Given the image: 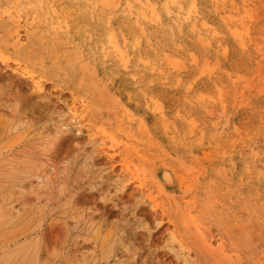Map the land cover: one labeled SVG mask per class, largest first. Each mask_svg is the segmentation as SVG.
<instances>
[{
  "label": "rangeland",
  "instance_id": "1",
  "mask_svg": "<svg viewBox=\"0 0 264 264\" xmlns=\"http://www.w3.org/2000/svg\"><path fill=\"white\" fill-rule=\"evenodd\" d=\"M32 1L0 0V264H264V0Z\"/></svg>",
  "mask_w": 264,
  "mask_h": 264
},
{
  "label": "bare ground",
  "instance_id": "2",
  "mask_svg": "<svg viewBox=\"0 0 264 264\" xmlns=\"http://www.w3.org/2000/svg\"><path fill=\"white\" fill-rule=\"evenodd\" d=\"M46 1V0H45ZM102 0H100L99 2H101ZM111 1V0H110ZM136 1H138V0H136ZM146 1V0H145ZM217 1V0H216ZM221 1H223V0H221ZM47 2V1H46ZM74 2V1H73ZM89 2V1H88ZM98 2V3H99ZM103 2V1H102ZM118 2V1H117ZM116 2V3H117ZM147 2V1H146ZM182 2V1H181ZM51 1L49 2V3H45L43 0H33L32 2H31V8L32 9H36L37 7H38V4L39 5H41V7L42 6H45V7H47V8H49L50 9V6H51ZM111 3H113L112 1H111ZM129 4L130 5V3H128V1H125V4ZM135 3V2H134ZM148 3V2H147ZM244 3V2H243ZM58 4V3H57ZM101 4H103V3H101ZM142 4V3H141ZM151 4V3H150ZM163 4V3H162ZM165 4V3H164ZM8 5V4H7ZM129 5L127 6V7H129ZM171 5V4H170ZM177 5V4H176ZM28 6V5H27ZM104 6V5H103ZM106 6V5H105ZM116 6V5H115ZM114 6V7H115ZM119 6V5H118ZM142 6H144V5H142ZM167 6V5H166ZM10 7V6H9ZM95 7V6H94ZM125 7V6H124ZM178 7V6H177ZM181 7V6H180ZM215 7H216V5H215ZM11 8V7H10ZM96 8V7H95ZM144 8V7H143ZM148 8H150V11L152 12V14H153V18H154V20L156 19V21H158V14H157V12H156V10H155V7L154 6H148ZM182 8V7H181ZM180 8V9H181ZM245 8V7H244ZM4 9V8H3ZM52 9H54V7L52 8ZM128 9H130V8H128ZM46 10V9H45ZM134 10V9H133ZM42 11V10H41ZM92 11V10H91ZM142 11V10H141ZM179 11V10H178ZM196 11V9H195V6H194V4H193V2L191 1L190 2V0H189V7L187 8V10H185V12H186V14H190L191 12H195ZM3 11L1 10V13H2ZM22 12V11H21ZM37 12V11H36ZM150 12V13H151ZM180 12V11H179ZM4 13V12H3ZM20 13V12H19ZM128 13H130V12H128ZM166 13V12H165ZM245 13H247V12H245ZM5 14H6V17L7 18H9V17H12L13 15V12L12 11H10V10H6L5 11ZM4 14V15H5ZM98 14V13H97ZM131 14V13H130ZM132 15V14H131ZM140 15H142L143 17H144V13H142V12H140ZM151 15V14H150ZM177 15V14H176ZM245 15V14H244ZM48 16V15H47ZM116 16V15H115ZM166 16H169V15H166ZM178 16V15H177ZM188 16V15H187ZM230 16V15H229ZM248 16V15H247ZM3 17V16H2ZM107 17V16H106ZM108 17H111V16H108ZM142 17V18H143ZM182 18L184 17V16H181ZM236 17V16H235ZM238 17H240V16H238ZM151 18V17H150ZM228 18V17H227ZM230 18V17H229ZM228 18V19H229ZM233 17H231V19H232ZM32 21L34 22L36 19H38L35 15H32ZM184 20H185V17L183 18ZM241 19H243V18H241ZM58 20V19H57ZM176 20H177V18H176ZM20 15H18V14H16L15 16H14V23H16V26H15V29H14V42H12V48H17V46L21 43V39H22V37H21V35H20ZM46 21V20H45ZM44 21V22H45ZM59 21V20H58ZM64 21V20H63ZM171 21H173V20H171ZM180 21V20H179ZM223 21V20H222ZM240 21V20H239ZM244 21V20H243ZM28 23V19L27 18H25L24 19V23L26 24V26L23 28L24 29V32H25V35L28 37L29 35H30V28L33 26V24L34 23ZM151 22H153V24H154V21L152 20V21H150V23ZM175 22V21H174ZM108 23V22H107ZM160 23V22H159ZM202 23V22H201ZM237 23V22H236ZM43 24V23H42ZM65 24V23H64ZM136 24V23H135ZM156 24V23H155ZM154 24V25H155ZM194 24V23H193ZM107 25V24H106ZM180 25H181V23H180ZM202 25H203V23H202ZM201 25V26H202ZM225 25V24H224ZM242 25V24H241ZM244 25V24H243ZM46 26V25H45ZM51 26H53V25H51ZM108 26V25H107ZM204 26V25H203ZM202 26V27H203ZM137 27V26H136ZM194 27V26H193ZM201 27V28H202ZM208 27V26H207ZM65 28H66V26H65ZM139 28V27H138ZM195 28V27H194ZM53 30L55 29V28H52ZM66 29H68V28H66ZM142 30V28H139V30ZM227 29V28H226ZM52 30V31H53ZM65 30V29H64ZM140 30V31H141ZM177 30H178V28H177ZM239 30V29H238ZM61 31V30H60ZM63 31V30H62ZM179 31V30H178ZM198 31V30H197ZM9 32V31H8ZM142 32V31H141ZM180 32V31H179ZM192 32V31H191ZM207 32V31H206ZM245 32V31H244ZM33 33V32H32ZM31 33V34H32ZM86 33V32H85ZM240 33V32H239ZM34 34V33H33ZM117 34V33H116ZM142 34H143V32H142ZM213 34H215V32L213 33ZM212 34V35H213ZM235 34H237L236 32H235ZM232 35H234V33L232 32ZM245 35V34H244ZM22 36H24V35H22ZM143 36H144V34H143ZM239 36H240V34H239ZM121 37H122V34H121ZM203 37V36H202ZM173 38V37H172ZM212 38V37H211ZM198 39H200V37H198ZM239 39V38H238ZM128 40V39H127ZM135 40V39H134ZM201 40V39H200ZM136 42V40L134 41V43ZM147 42H149L148 40H147ZM146 42V43H147ZM201 42V41H200ZM204 42V41H203ZM5 43V42H4ZM137 43V46L139 45L138 44V42H136ZM205 43V42H204ZM123 44H125L124 42L121 44V45H123ZM177 44V43H176ZM241 44H243V43H241ZM102 46H101V49L103 50V53H110V52H112L113 54H115V55H117V57L120 59V62H121V64H123V66L124 67H122V68H124L125 69V65H127L128 64V55H127V52H126V50L125 49H123L119 44H118V42L115 40V38H114V34H113V30H107L106 31V34H105V38H104V40H103V42H102V44H101ZM130 45V44H129ZM238 45V44H237ZM151 46V45H150ZM239 46H242V45H239ZM177 47V46H176ZM179 47H180V45H179ZM241 49L243 48V47H240ZM100 51V50H99ZM1 52V51H0ZM164 53V52H163ZM190 54V53H189ZM4 55V54H3ZM0 56H1V54H0ZM165 56V55H164ZM190 56V55H189ZM4 57H5V55H4ZM192 57H194V55L192 56L191 55V58ZM1 58H3L2 56H1ZM166 58V57H165ZM4 59V58H3ZM148 59V58H147ZM193 59V58H192ZM191 59V60H192ZM5 60V59H4ZM166 60V65L168 66L169 65V67L170 66H174V69H176L175 67H178V65L179 66H182L183 68H184V65L182 64V65H180L181 64V62H179L180 60H176V59H174V60H171V58H168V56H167V58L165 59ZM0 61H2V60H0ZM12 61V60H11ZM142 60H140V62H141ZM151 61V60H150ZM193 61L194 62H192V61H189V62H192V63H196V58H194L193 59ZM6 62H7V64L8 65H10L11 63H9L8 62V60H6ZM146 62H148V61H144L143 63H146ZM12 63L13 64H15V66L18 68V69H20V70H22L21 68V66H23V64L19 61V60H13L12 61ZM152 63V62H151ZM202 63L204 64L205 63V61H202ZM138 64V63H137ZM147 64V63H146ZM14 66V65H13ZM203 65H201V67H202ZM16 67H15V69H16ZM203 67H205V64H204V66ZM207 67H209L208 66V64L206 65V69H207V72H208V70H210V69H208ZM14 68V67H13ZM24 68V67H23ZM155 68V67H154ZM178 68H181V67H178ZM177 68V69H178ZM84 69V68H83ZM182 69V68H181ZM181 69H179V70H181ZM201 69H203V68H200L199 69V71L201 70ZM213 69V68H212ZM212 69L210 70V71H212ZM172 70V69H171ZM14 71V70H13ZM92 71V70H91ZM149 71H151V70H149ZM158 71H160V70H157V72ZM17 72V71H16ZM153 72V71H152ZM179 72V71H178ZM200 72H202L203 73V71H200ZM224 72H225V70H224ZM25 73H29V72H25ZM201 73V74H202ZM210 73V72H209ZM208 73V74H209ZM226 74H228V72H226ZM91 75H93V74H91ZM204 75V74H203ZM36 76V75H35ZM35 76H33V75H29V77H30V79H32L33 80V83L37 86V88H39L40 86H41V83L40 82H38L35 78ZM242 76V75H241ZM196 78H197V76H195ZM242 77H244V76H242ZM252 77V76H251ZM251 77H249L250 79H251ZM249 78H247V80L249 79ZM233 79V78H232ZM243 79H245V78H243ZM246 81V80H245ZM250 80H248V82H249ZM33 83H31V84H33ZM176 83H178V81L176 82ZM176 83H175V85H176ZM246 83V82H245ZM189 84V83H188ZM253 84V83H252ZM174 86V85H173ZM190 87V86H189ZM214 87V86H213ZM223 87V86H222ZM216 88H217V86H216ZM219 88V90H220V87H218ZM217 88V89H218ZM245 88V87H244ZM36 89V88H35ZM41 90V89H40ZM37 91H38V89H37ZM218 94H219V91L217 92ZM259 93H261V92H259ZM108 94V93H107ZM198 95H199V93H198ZM200 95H202V94H200ZM203 96V95H202ZM205 96V95H204ZM203 96V97H204ZM219 96H220V94H219ZM216 97H217V95H216ZM221 97V96H220ZM222 98V97H221ZM149 99V98H148ZM217 99V98H216ZM234 100H235V97L233 98ZM201 100V99H200ZM145 101V100H144ZM155 101V102H154ZM146 103V102H145ZM153 103H157L156 102V100L154 99L153 100ZM146 105H147V103H146ZM145 105V106H146ZM159 105V104H158ZM233 106V105H232ZM87 102H86V100H84V99H80V100H77V99H73L72 100V102L70 103V105H69V107H68V109H67V111H68V113H71V115H72V120L73 121H76L77 122V119H78V122L79 123H81V122H83V121H85L87 118H88V111H87ZM144 107V106H143ZM161 107H159V109H160ZM159 109H156V111L157 110H159ZM128 112V110L126 111V113ZM222 112V111H221ZM13 113V112H12ZM131 114V113H130ZM127 117V116H126ZM131 118V117H130ZM120 119V118H119ZM192 119V118H191ZM23 120V119H22ZM127 120V119H126ZM140 120V119H139ZM188 121H189V119H188ZM142 122V121H141ZM190 122H195V121H192V120H190ZM139 123H140V121H139ZM187 124H188V122H187ZM196 124V122L194 123V125ZM215 124V123H214ZM163 125H166V123H164ZM191 125L192 126H194L192 123H191ZM88 126H91L92 127V124H88ZM87 126V127H88ZM162 126V125H161ZM192 126H190V123H189V129H190V131L192 130V128H190V127H192ZM235 127V126H234ZM90 128V127H89ZM93 128H96V127H93ZM146 128V127H145ZM167 129V128H166ZM59 130V129H58ZM39 132V131H38ZM41 133V132H40ZM219 133V132H218ZM94 134V133H93ZM220 135V134H219ZM109 136V135H108ZM95 137V136H94ZM109 138V137H108ZM105 139V138H104ZM104 139H102L101 141H99L100 143H99V145L100 146H103V147H101V148H105L106 146H107V144H108V146L107 147H109L110 145H109V143H112L113 141V139L111 140L110 138V140H109V143H107L106 142V140H104ZM263 139V138H262ZM61 140V139H60ZM115 141H116V139H114ZM63 141V140H62ZM112 141V142H111ZM150 141H151V139H150ZM238 141V140H237ZM60 143H62L61 141H59ZM157 142V141H156ZM148 143H150V142H148ZM233 143V142H232ZM57 145L59 146V144L57 143ZM97 145H98V143H97ZM106 145V146H105ZM126 145V144H125ZM242 145V144H241ZM105 146V147H104ZM234 146V145H233ZM100 148V147H99ZM119 148V142H117V143H112V145L110 146V148L109 149H112L113 151H116V149H118ZM102 150V149H101ZM107 150V149H106ZM106 150H104V151H106ZM108 153V152H107ZM116 153V152H115ZM101 163V162H100ZM125 164H127V163H125ZM129 168V167H128ZM126 171V170H125ZM102 172H103V170H102ZM167 173V172H166ZM111 175H112V173H111ZM108 176V175H107ZM165 176H167V175H165ZM164 176V177H165ZM103 177V176H102ZM111 177V176H110ZM197 179V178H196ZM49 180V179H48ZM143 180V179H142ZM158 180V179H157ZM135 181V180H134ZM124 182V181H123ZM157 182H159V181H157ZM167 182V181H166ZM160 186H162V185H160ZM187 189V188H186ZM121 190H122V188H121ZM118 192V191H117ZM120 192V191H119ZM121 193V192H120ZM186 193V192H185ZM103 195V194H102ZM119 195V194H118ZM182 195V194H181ZM184 195V194H183ZM148 199L150 200L149 202L150 203H153L154 202V200L152 199V197L150 196V195H148ZM133 198V197H132ZM136 198V197H135ZM7 199V198H6ZM78 199V198H77ZM8 200V199H7ZM116 200V199H115ZM127 201V200H126ZM114 202V201H113ZM116 202V201H115ZM157 202V201H156ZM192 203V202H191ZM114 204V203H113ZM120 205V204H119ZM124 204H122V206H123ZM116 206V205H115ZM184 206V205H183ZM187 206H189V204L187 205ZM185 207V206H184ZM16 208V207H15ZM189 209H191V208H189ZM8 210V209H7ZM134 211V210H133ZM11 212V211H10ZM189 212V211H188ZM12 213V212H11ZM135 213V212H134ZM190 213V212H189ZM4 215V214H3ZM136 215V214H135ZM137 219V218H136ZM196 224V223H195ZM197 227H198V225H197ZM199 228H200V226H199ZM201 229V228H200ZM195 231V230H194ZM197 232H198V230H197ZM200 233V232H199ZM202 236V235H201ZM151 237V236H150ZM203 237V236H202ZM175 238V237H174ZM173 238V239H174ZM152 241V240H151ZM173 241H176V244H174V245H176V250H177V252L179 251L182 255H186V256H183V258L184 257H186V258H188L189 256H188V251H187V248L186 247H184L183 246V244L180 242V241H177L176 239L175 240H173ZM174 248V247H173ZM177 252H176V254H177ZM179 252H178V255H179ZM189 253H190V251H189ZM24 254V253H23ZM24 256V255H23ZM185 258V259H186ZM190 258V257H189ZM188 260V259H187ZM189 260H191V259H189ZM184 263H185V261H184Z\"/></svg>",
  "mask_w": 264,
  "mask_h": 264
}]
</instances>
